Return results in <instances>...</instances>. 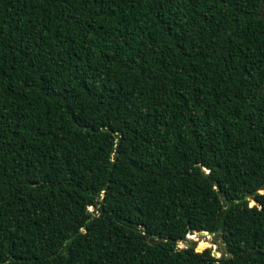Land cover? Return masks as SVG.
<instances>
[{
  "label": "trees",
  "instance_id": "obj_1",
  "mask_svg": "<svg viewBox=\"0 0 264 264\" xmlns=\"http://www.w3.org/2000/svg\"><path fill=\"white\" fill-rule=\"evenodd\" d=\"M0 264H264V0H0Z\"/></svg>",
  "mask_w": 264,
  "mask_h": 264
},
{
  "label": "rangeland",
  "instance_id": "obj_2",
  "mask_svg": "<svg viewBox=\"0 0 264 264\" xmlns=\"http://www.w3.org/2000/svg\"><path fill=\"white\" fill-rule=\"evenodd\" d=\"M250 204L252 205L253 203L251 202ZM192 236L194 238H191ZM186 238L188 239L186 240V242L182 241L179 243L180 248L192 243L194 244L195 251L197 252H201L205 249H210L211 253L215 251L217 252L218 256H220L221 253L223 252V245L221 243V240L218 237H215L213 235L203 236V235H200L199 233H195L192 235H187ZM199 242L204 243V245H202L201 247L198 246Z\"/></svg>",
  "mask_w": 264,
  "mask_h": 264
},
{
  "label": "water",
  "instance_id": "obj_3",
  "mask_svg": "<svg viewBox=\"0 0 264 264\" xmlns=\"http://www.w3.org/2000/svg\"><path fill=\"white\" fill-rule=\"evenodd\" d=\"M192 234H193L192 232H189V233H188V235H192ZM199 234H200V235H203V236H205V235L211 236V235H212V233H210V232H206V231H203V232H201V233H199ZM186 240H188V239L185 238L184 242H186ZM212 256L215 257V258H218V257H219L218 254H217V252H215V251L212 252Z\"/></svg>",
  "mask_w": 264,
  "mask_h": 264
}]
</instances>
